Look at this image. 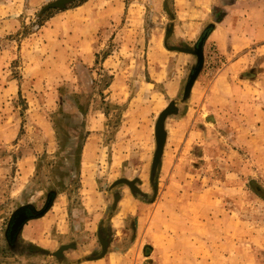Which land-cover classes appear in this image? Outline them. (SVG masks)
<instances>
[{
	"label": "rangeland",
	"instance_id": "374dc122",
	"mask_svg": "<svg viewBox=\"0 0 264 264\" xmlns=\"http://www.w3.org/2000/svg\"><path fill=\"white\" fill-rule=\"evenodd\" d=\"M54 1L29 0L28 7L18 0L17 30L0 38V260L19 207L41 209L51 192H67L80 214L78 168L90 132L103 134L95 173L105 184L132 181L137 192L136 176L153 166L158 116L173 103L167 117L176 125L186 112L187 132H197L193 148L173 156L186 176L182 191L199 204L194 264H264V129L257 133L249 105L264 104V79L226 98L208 94L222 65L211 48L215 59L203 55L199 72L207 99L193 106L185 88L197 55L177 59L161 46L148 54L149 39L159 36L153 28L164 20L159 0L152 8V0H68L46 8ZM254 74L245 76L255 83ZM167 79L174 83L164 85ZM217 102L219 113L209 108Z\"/></svg>",
	"mask_w": 264,
	"mask_h": 264
},
{
	"label": "crops",
	"instance_id": "0c3cea01",
	"mask_svg": "<svg viewBox=\"0 0 264 264\" xmlns=\"http://www.w3.org/2000/svg\"><path fill=\"white\" fill-rule=\"evenodd\" d=\"M17 1L9 0L8 4L6 1L0 2L4 11L0 12V38L17 30V26L12 23L18 21L17 16L23 12V7L20 8ZM25 1V6L29 7L31 3ZM112 1L108 0V3ZM159 1L163 10L164 0ZM155 2L150 3L149 7L152 8ZM172 4L175 19L171 40L194 47V41L199 38L203 28L208 27L213 14L216 11L224 12L222 18L214 22L203 45L205 60L206 57L215 59L211 56L213 48L216 59L222 63L208 94L223 91L226 98L236 86L248 91L249 85L253 87L260 78L264 79V0H172ZM161 16L165 23L161 20L160 26L153 28L159 36L154 38L152 35L149 39L148 54L158 53L157 49L161 46L162 50L177 56V59H192L194 53L172 51L165 47L168 16L166 13ZM8 54L12 53H2ZM251 69L255 71V83L245 76ZM198 76L189 91L193 106L207 99L202 100L205 78L202 73ZM159 77L163 80L162 76ZM167 81L164 83L166 86L174 83L173 79ZM259 91L263 92V89ZM218 105L219 102L208 107L219 113ZM249 105L255 126L259 124V133L264 129V104L252 101ZM231 113H234L233 109L228 112L229 115ZM188 120L189 114L186 112L175 119L176 125L169 117L165 118V143L157 178L158 188L162 182L165 188L161 189L162 196L157 200L156 195L153 200L145 199L154 195L149 163L143 165L135 178L137 192L122 182L105 184L95 173L103 134L88 133L81 147L78 168L80 214L69 207L67 192H56L51 206L42 216L27 220L22 225L14 248L6 249L1 264L196 263L198 251L192 238L196 228H199L196 218L199 204L195 197L187 199L188 194L182 191L181 184L185 182L186 176L180 173L183 166L179 159L173 160L174 155L184 154L193 148L190 136L197 132L193 127L187 132ZM185 136L186 140L182 144ZM90 156L94 157L89 159ZM192 194L196 195L195 192Z\"/></svg>",
	"mask_w": 264,
	"mask_h": 264
},
{
	"label": "water",
	"instance_id": "95a60500",
	"mask_svg": "<svg viewBox=\"0 0 264 264\" xmlns=\"http://www.w3.org/2000/svg\"><path fill=\"white\" fill-rule=\"evenodd\" d=\"M211 28L206 27L202 33L200 34L196 45H195V54L197 55V63L196 66L191 70L190 75L188 77L185 93H189L191 87L197 78L201 67L203 65V45L204 42L210 32ZM176 111V108L173 103H170L167 108H165L158 116L156 126H155V141H156V150L154 154L153 167L156 168L161 160L163 147L165 143V132H164V121L168 114ZM120 182L126 183L132 190H134L133 182L129 180H119ZM53 197V194H52ZM52 198L47 201L44 208L42 210H36L34 206L25 205L19 207L15 212L11 215L9 226H8V236L9 238H13L16 233L19 231L21 226L31 218H36L38 216H42L50 207L52 203Z\"/></svg>",
	"mask_w": 264,
	"mask_h": 264
},
{
	"label": "trees",
	"instance_id": "16d2710c",
	"mask_svg": "<svg viewBox=\"0 0 264 264\" xmlns=\"http://www.w3.org/2000/svg\"><path fill=\"white\" fill-rule=\"evenodd\" d=\"M66 1L68 0H55L54 2H52L49 6H47L46 8H51L53 6H59L60 4L62 3H65ZM71 1V0H70ZM83 1H86V0H83ZM65 4H63L62 6L60 7H57V9H60L59 11H62L63 9H65L64 6ZM74 5H71L70 7H72ZM63 8V9H62ZM44 9V8H43ZM174 8H173V4H172V0H164L163 2V10L165 11V13L167 14L168 16V22L167 24L165 25V47L169 50H172V51H185V52H190V53H194L195 54V47L193 46H189L188 44L184 43V42H180V41H176L175 44H172L170 45L168 43V40L172 34V30H173V26H174V22L173 20L175 19V13L174 11H172ZM46 10V9H44ZM43 11V10H42ZM57 12V11H56ZM54 12V13H56ZM218 12V11H217ZM54 13H50L47 18H50L54 15ZM224 15V12L222 11H219L216 15L213 14V19L212 21L207 25L208 27L210 28H213L214 26V22L216 21H219L220 18H222V16ZM158 170H159V165L154 168L153 166L151 167V173H150V182H151V186L153 188V191H154V195L150 198H148V196L145 198L147 200H153L154 196L156 195L157 191H158V182H157V178H158ZM257 191V190H256ZM52 194H53V197H52ZM55 192H51L49 195H48V199L47 201L50 199V197L53 199L54 196H55ZM47 201L45 202V204L47 203ZM53 201V200H52ZM44 204V206H45ZM52 204V203H51ZM44 206L41 208V209H36V210H42L44 208ZM51 206V205H50ZM17 210V209H16ZM15 212V211H14ZM13 212V213H14ZM12 213V214H13ZM40 217V216H38ZM11 218V217H10ZM37 218V217H36ZM33 219V218H31ZM10 222V220H9ZM132 225H133V221H132ZM8 226H9V223L6 227V230H5V237H6V240H7V248H11L13 249L16 242V236L18 234V232L16 233V235L11 239L9 238L8 236ZM22 227V226H21ZM20 230V229H19ZM6 248V249H7Z\"/></svg>",
	"mask_w": 264,
	"mask_h": 264
}]
</instances>
